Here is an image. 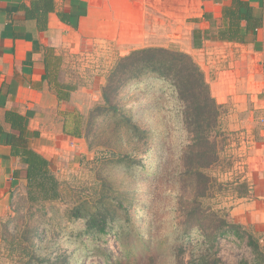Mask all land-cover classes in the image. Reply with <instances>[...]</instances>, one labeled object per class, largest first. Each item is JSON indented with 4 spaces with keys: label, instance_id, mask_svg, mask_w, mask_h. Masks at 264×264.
Returning <instances> with one entry per match:
<instances>
[{
    "label": "rangeland",
    "instance_id": "1",
    "mask_svg": "<svg viewBox=\"0 0 264 264\" xmlns=\"http://www.w3.org/2000/svg\"><path fill=\"white\" fill-rule=\"evenodd\" d=\"M108 61L90 63L78 74L101 96L117 59ZM113 98L116 110H85L81 145L68 147L52 163L59 180L57 199L31 201L13 192L11 209L0 217V264H121V237L128 239L130 232L150 241L149 250L141 247L139 255L146 257L141 264L176 263L179 210L195 206L198 199L191 166L186 164L188 172L179 177L191 142L184 103L171 81L154 75L130 83ZM103 102L102 96L93 108ZM121 114L141 132L126 130L129 124ZM263 127L249 110L227 107L212 126L220 160L205 170L215 184L210 190L214 196L203 199V205L230 212L238 223L233 210L241 200L251 199V191L241 195L246 184L252 190L254 170L263 164ZM82 203L90 216L75 217ZM89 221L90 229L100 225L108 232L88 230ZM242 224L264 251V227ZM219 256L225 264H264V256L256 257L247 239L234 234L221 239Z\"/></svg>",
    "mask_w": 264,
    "mask_h": 264
},
{
    "label": "crops",
    "instance_id": "2",
    "mask_svg": "<svg viewBox=\"0 0 264 264\" xmlns=\"http://www.w3.org/2000/svg\"><path fill=\"white\" fill-rule=\"evenodd\" d=\"M33 1L0 0V217L13 192L28 196L27 164L6 139L19 134L7 111L25 117L28 145L53 171L52 163L83 140L65 125L72 129L101 102L79 79L90 63L176 48L201 67L217 103L249 110L264 125V0H54L45 28L27 15ZM259 143L263 164L254 170L252 197L233 211L240 223L264 227V137Z\"/></svg>",
    "mask_w": 264,
    "mask_h": 264
},
{
    "label": "trees",
    "instance_id": "3",
    "mask_svg": "<svg viewBox=\"0 0 264 264\" xmlns=\"http://www.w3.org/2000/svg\"><path fill=\"white\" fill-rule=\"evenodd\" d=\"M53 9L54 0H34L31 8L27 7L26 11L28 16H36L40 23L44 22L41 26L45 28L48 13ZM146 75L165 78L176 87L184 103L185 125L187 131L191 133V142L182 156L179 177L182 178L188 172L185 170L186 164L191 166L190 173L195 179L194 189L198 199L194 202L195 206L184 205V208L179 210L183 214L174 231L175 264H225L219 256V250L221 239L230 234L240 239L246 238L247 245L251 247L253 254L256 257H263L264 251L259 242L252 233L244 232V224L235 222L230 212L203 205V199L214 196L210 190L215 181L205 170L213 167L220 160V143L215 137L212 138V126L219 122L222 106L212 95L203 70L190 54L165 47H147L133 50L119 57L111 71V76L102 88L104 102L93 109L102 112L116 110L113 96H117V93L130 83L141 81ZM121 117L129 124L126 130L133 134L141 132L136 124H130V117L127 114H121ZM6 120L12 124L13 129L19 131V134L8 132L6 139L12 145L14 154L23 157L27 164L24 176L28 180V198L31 201L57 199L60 196L59 180L51 169L50 161L28 145L25 117L10 110L6 113ZM75 121L72 129H68V125H65V132L83 137L82 116L79 114ZM2 133L3 130L0 127V136ZM250 191V187L248 186L247 189L246 184V192L241 196L249 195ZM83 208L84 203L78 207L75 217L90 216L83 212ZM88 219L90 220L91 217ZM104 228L106 227L91 225L90 229L89 221L88 230L108 232ZM121 240L123 242L121 264L127 262L141 264L146 258L139 255L141 247L149 250L150 241L142 242L143 236H137L131 232L128 239L121 237ZM244 264L254 263L245 261Z\"/></svg>",
    "mask_w": 264,
    "mask_h": 264
}]
</instances>
